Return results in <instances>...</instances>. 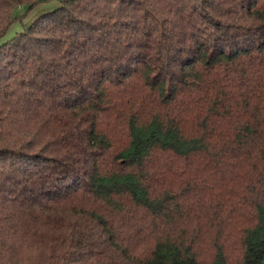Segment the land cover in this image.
I'll list each match as a JSON object with an SVG mask.
<instances>
[{"label":"trees","instance_id":"trees-1","mask_svg":"<svg viewBox=\"0 0 264 264\" xmlns=\"http://www.w3.org/2000/svg\"><path fill=\"white\" fill-rule=\"evenodd\" d=\"M58 2L0 43V264H264V0Z\"/></svg>","mask_w":264,"mask_h":264},{"label":"rangeland","instance_id":"rangeland-1","mask_svg":"<svg viewBox=\"0 0 264 264\" xmlns=\"http://www.w3.org/2000/svg\"><path fill=\"white\" fill-rule=\"evenodd\" d=\"M58 0H48L44 2H40L38 4H35L33 7H31L29 10H25L24 8H20L19 10H16V14L20 15L17 19L12 20L10 25L8 26L5 33L0 37V43L6 41L7 39L11 38L15 33L21 31L23 28H25L31 20L39 15L42 12L49 11L56 7L58 5ZM118 125V124H116ZM119 126V125H118ZM111 128V133L113 134V137L116 142L122 138L121 132L118 130V127L115 125H109ZM173 183H169L172 186H176L177 180L170 179ZM246 216L243 214H236L234 216V223L235 224H241L245 221ZM214 234V232H210ZM201 254L207 258L209 257L210 251L207 247H202Z\"/></svg>","mask_w":264,"mask_h":264}]
</instances>
